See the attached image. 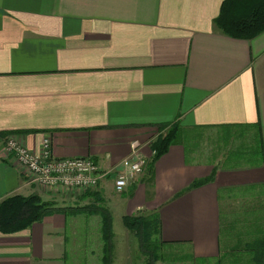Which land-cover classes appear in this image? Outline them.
Segmentation results:
<instances>
[{
	"label": "crops",
	"instance_id": "0c3cea01",
	"mask_svg": "<svg viewBox=\"0 0 264 264\" xmlns=\"http://www.w3.org/2000/svg\"><path fill=\"white\" fill-rule=\"evenodd\" d=\"M222 2L0 0V148L7 134L38 152L50 135L54 157L90 158L108 171L137 141L147 162L112 203L114 174L85 198L39 186L0 151V201L35 194L55 208L103 207L112 228L113 210L121 221L156 214L163 246L185 247L193 261L226 255L224 224L264 209V165L238 166L261 141L264 150V32L252 40L218 32ZM175 124L178 142L153 162L146 144ZM184 133L214 151L204 159L187 151ZM101 222L54 211L0 233V264H104L103 246L90 245L103 241Z\"/></svg>",
	"mask_w": 264,
	"mask_h": 264
},
{
	"label": "trees",
	"instance_id": "16d2710c",
	"mask_svg": "<svg viewBox=\"0 0 264 264\" xmlns=\"http://www.w3.org/2000/svg\"><path fill=\"white\" fill-rule=\"evenodd\" d=\"M215 29L233 39L252 40L264 32V0H223L218 16L213 20ZM179 126L177 124L163 130L157 136L150 149L154 152L153 162L164 155L168 148L178 142ZM7 134L2 137L6 138ZM247 154V158L238 164L244 163L248 166L264 165V150L261 141L260 148L254 149ZM235 155V158L243 157ZM212 178L196 181L189 189L199 187L210 182ZM188 189V190H189ZM89 192L83 195L85 198L91 196ZM100 202V200L98 201ZM54 211L74 214L76 212H86V214L97 213L101 218V230L103 239V263L111 264L113 256V232L112 218L103 207L82 206L55 208L52 202L43 201L38 195H15L0 201V233L13 234L28 229L34 223L40 222L45 216ZM125 217L124 223L127 226L137 225L140 234L151 240L152 235H159V220L156 214H148L144 217ZM142 231V232H141ZM150 239V240H149ZM253 251L251 264H262V253L264 246L261 242H256L245 248Z\"/></svg>",
	"mask_w": 264,
	"mask_h": 264
},
{
	"label": "rangeland",
	"instance_id": "374dc122",
	"mask_svg": "<svg viewBox=\"0 0 264 264\" xmlns=\"http://www.w3.org/2000/svg\"><path fill=\"white\" fill-rule=\"evenodd\" d=\"M191 139L195 141L193 147L189 142ZM182 140L186 143L187 151L194 148L201 152H197V154H199L198 157L200 156L201 159L205 158V152H211L215 149L214 146H210V140H207V138H200V136L195 133H184L182 135ZM3 144L4 143H2L0 148L2 154L4 153L3 149L5 145ZM255 147L256 144H253L247 148L248 150H252ZM241 150H243V148H241ZM106 196L108 198L110 197L112 203H115L119 195L110 193L106 194ZM113 211L116 215V219L112 228L114 254L111 264H251L253 251H247L244 245L248 243H250V245L255 244L257 241L262 242L261 240L264 239V209L254 208L251 212L244 211L238 216L234 215L231 224H224L223 226L221 248L223 249V243H225L226 238L229 239V245H231L230 251L226 255L219 257L218 261H193L186 255L185 247H165L159 242L158 236L153 235L148 242L144 234H140L137 225L133 227L127 226L124 223V218L121 221L115 210ZM123 213H125V210H123ZM250 215H253L251 219ZM142 217H144V215ZM146 217H148V215H146ZM244 219L245 221H243ZM102 242L100 241L99 243V240H96L90 243L91 248L96 247L98 243L101 249L103 246ZM66 264H69V261H67Z\"/></svg>",
	"mask_w": 264,
	"mask_h": 264
},
{
	"label": "built area",
	"instance_id": "2783aa9c",
	"mask_svg": "<svg viewBox=\"0 0 264 264\" xmlns=\"http://www.w3.org/2000/svg\"><path fill=\"white\" fill-rule=\"evenodd\" d=\"M156 138L157 136L146 146L150 148ZM3 143V155L12 156L30 181L52 191L68 192L77 196L95 190L99 182L110 173L114 174V191L121 194L136 177L143 174L147 165L137 141L131 143V152L108 171L101 170L90 158L54 157L50 135L44 136L38 152L22 146L10 135L6 136ZM152 153L154 154L153 151Z\"/></svg>",
	"mask_w": 264,
	"mask_h": 264
}]
</instances>
